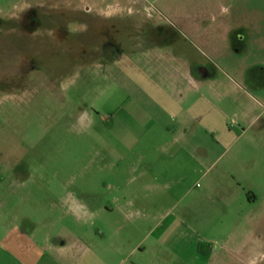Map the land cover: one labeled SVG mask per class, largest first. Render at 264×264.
I'll use <instances>...</instances> for the list:
<instances>
[{"label": "rangeland", "instance_id": "obj_1", "mask_svg": "<svg viewBox=\"0 0 264 264\" xmlns=\"http://www.w3.org/2000/svg\"><path fill=\"white\" fill-rule=\"evenodd\" d=\"M239 1L0 0V264L113 226L264 264V0Z\"/></svg>", "mask_w": 264, "mask_h": 264}, {"label": "crops", "instance_id": "obj_2", "mask_svg": "<svg viewBox=\"0 0 264 264\" xmlns=\"http://www.w3.org/2000/svg\"><path fill=\"white\" fill-rule=\"evenodd\" d=\"M237 4L248 5L249 2L235 0ZM262 65H264V59H262ZM191 87H197L200 85L198 81H192ZM207 109H211L215 115L206 116ZM186 113L192 119H195L196 123H202L205 127L206 120H216L217 122H223L222 129L217 130L222 137L226 138L232 131L228 129L226 121L223 120V114L219 109L207 104L203 98H198L186 107ZM217 115V116H216ZM228 130V131H226ZM228 132V133H225ZM258 198L255 195L249 194L248 202L253 203ZM123 228L120 226H113L111 228V240H107V236H103V242L101 245H85L82 243H73L71 245H56L53 242V248L49 254L58 260V264H190V259L194 261H200V263L209 264L214 258L225 259V263L237 264L241 262L243 264H253L254 258L252 250H244V243L238 244L236 241H231V238L222 241L223 246L221 252H218L215 248L203 250L202 248L190 247L189 243L185 245L181 243L178 247H166L168 257L157 258L153 261V244L145 245L143 240L130 241L125 240L121 235ZM51 243V242H50ZM264 245V244H261ZM193 253V255H192ZM192 256V257H191ZM218 257V258H217Z\"/></svg>", "mask_w": 264, "mask_h": 264}]
</instances>
